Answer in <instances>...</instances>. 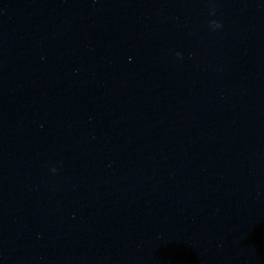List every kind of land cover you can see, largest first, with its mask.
Wrapping results in <instances>:
<instances>
[{
    "label": "clouds",
    "instance_id": "obj_1",
    "mask_svg": "<svg viewBox=\"0 0 264 264\" xmlns=\"http://www.w3.org/2000/svg\"><path fill=\"white\" fill-rule=\"evenodd\" d=\"M213 14H214V13H213ZM210 25L213 27V29H216V28H220V27H222L221 23L218 22V21H215V20L210 21ZM53 171H54V170H53Z\"/></svg>",
    "mask_w": 264,
    "mask_h": 264
}]
</instances>
